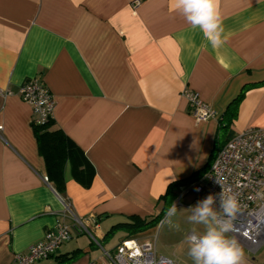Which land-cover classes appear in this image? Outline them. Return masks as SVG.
I'll use <instances>...</instances> for the list:
<instances>
[{
	"label": "crops",
	"instance_id": "obj_1",
	"mask_svg": "<svg viewBox=\"0 0 264 264\" xmlns=\"http://www.w3.org/2000/svg\"><path fill=\"white\" fill-rule=\"evenodd\" d=\"M217 4L225 43L214 48L172 0H0V91L11 92L0 95V264L27 254L59 223L71 240L36 264H57L60 256L101 264L100 249L65 205L89 221L106 250L105 235L121 217L152 216L168 188L207 170L227 141L264 129V0ZM28 79L48 90L54 128L92 167L88 188L68 165L62 194L46 181L32 111L18 97ZM185 88L217 118L196 122ZM240 95L235 117L221 128ZM149 235L131 237L144 244ZM241 248L242 264H264V240Z\"/></svg>",
	"mask_w": 264,
	"mask_h": 264
},
{
	"label": "built area",
	"instance_id": "obj_2",
	"mask_svg": "<svg viewBox=\"0 0 264 264\" xmlns=\"http://www.w3.org/2000/svg\"><path fill=\"white\" fill-rule=\"evenodd\" d=\"M139 4V1H135L133 7ZM0 95L7 97L11 92L0 91ZM181 96L186 100L191 116L196 122L217 118V113L205 105L190 89L185 88ZM18 97L31 108L32 124L39 126L52 120L54 100L37 80H26L18 90ZM218 182L224 186V194L234 196L238 202V211L232 220L234 231L227 235L235 238L240 247L243 243L264 240V129H251L227 141L200 180L192 184L189 189L181 191L174 204L180 206L182 197L189 192H193L194 195L193 207L209 195H213L216 197L213 208L218 215L223 216L219 199L222 189ZM65 208V213L93 239L95 246L100 249L103 258L101 264H178L172 259L158 255L155 243L140 244L133 237L123 239L112 251H105L84 225L89 221L76 219L71 215L67 205ZM70 240L69 226L59 223L46 232L41 242L32 245L27 254L14 255L10 264H36L48 260Z\"/></svg>",
	"mask_w": 264,
	"mask_h": 264
},
{
	"label": "clouds",
	"instance_id": "obj_3",
	"mask_svg": "<svg viewBox=\"0 0 264 264\" xmlns=\"http://www.w3.org/2000/svg\"><path fill=\"white\" fill-rule=\"evenodd\" d=\"M172 7L189 25L199 28L214 48L225 43L217 0H172ZM219 184L222 189L219 199L223 216L218 215L213 208L216 197L209 195L194 206L192 215L188 217L189 222L205 226L202 235L193 231L187 237L188 255L194 264H242L243 249L235 238L227 235L234 231L232 220L238 211V202L234 196H226L224 186ZM176 208V204H173L168 209L169 218L175 215Z\"/></svg>",
	"mask_w": 264,
	"mask_h": 264
},
{
	"label": "trees",
	"instance_id": "obj_4",
	"mask_svg": "<svg viewBox=\"0 0 264 264\" xmlns=\"http://www.w3.org/2000/svg\"><path fill=\"white\" fill-rule=\"evenodd\" d=\"M241 100V95L238 97L228 108L226 113L219 119L221 128H226L227 124H222L224 120L227 123L230 122L236 114V106ZM34 133L37 142L38 152L42 156L47 174V181L54 187V189L62 194L65 188L64 170L66 165L70 166L71 174L74 180L82 187L88 188L94 177V171L89 163L86 161L81 151L69 141L60 130L54 128L53 120H49L43 125H34ZM226 144V143H225ZM224 144V145H225ZM207 170L202 173L195 174L189 179L172 184L166 194L160 198V203L163 204L160 215L156 216L150 222L145 219H140L137 216L129 217L133 221L132 223L121 224L127 231V237L134 236L142 233L150 227L154 226V223L160 222L162 215L166 207L171 206L178 198L181 191L189 189L192 184L199 181ZM137 220H136V219ZM117 225L113 226L109 232L105 235L108 236L117 229ZM57 264H70L75 260L74 256H60L56 258Z\"/></svg>",
	"mask_w": 264,
	"mask_h": 264
},
{
	"label": "rangeland",
	"instance_id": "obj_5",
	"mask_svg": "<svg viewBox=\"0 0 264 264\" xmlns=\"http://www.w3.org/2000/svg\"><path fill=\"white\" fill-rule=\"evenodd\" d=\"M192 197L193 193H188V195L181 200L180 206H177L175 215L171 216L170 218L168 217V209L171 208L174 203L171 206L168 205L163 212L160 222L154 223V226L146 230L150 232V235L147 237V239L150 240V242L155 243L156 250L159 255L172 258L173 260L174 258L181 256V252L186 256L188 255L189 249L187 236L193 231L200 235L204 233V225L195 224L189 222L188 220V217L192 215V209L194 208L193 203L191 207ZM162 207L163 204H160L158 207L153 208L152 216L146 218L145 220L147 222L153 220L154 217L161 213ZM137 217L142 219L139 216ZM169 219L170 223L168 222ZM129 220H131L129 217H121V219L117 222V229L108 236L105 243H102L104 244L103 247L106 249L105 251H112L123 238H126L128 234L126 232L127 230L121 226V224L133 222ZM162 221L164 222L161 224ZM100 253L101 251H99V254ZM184 257H179L182 259L181 263L178 262L179 264H186Z\"/></svg>",
	"mask_w": 264,
	"mask_h": 264
},
{
	"label": "snow or ice",
	"instance_id": "obj_6",
	"mask_svg": "<svg viewBox=\"0 0 264 264\" xmlns=\"http://www.w3.org/2000/svg\"><path fill=\"white\" fill-rule=\"evenodd\" d=\"M246 235V234H245Z\"/></svg>",
	"mask_w": 264,
	"mask_h": 264
}]
</instances>
